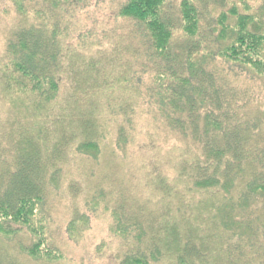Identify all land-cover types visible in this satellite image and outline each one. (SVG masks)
<instances>
[{
	"label": "trees",
	"instance_id": "1",
	"mask_svg": "<svg viewBox=\"0 0 264 264\" xmlns=\"http://www.w3.org/2000/svg\"><path fill=\"white\" fill-rule=\"evenodd\" d=\"M30 1L0 57V237L64 259L45 212L66 190L69 239L103 206L120 264H264V0H121L90 55L57 24L35 43Z\"/></svg>",
	"mask_w": 264,
	"mask_h": 264
},
{
	"label": "rangeland",
	"instance_id": "2",
	"mask_svg": "<svg viewBox=\"0 0 264 264\" xmlns=\"http://www.w3.org/2000/svg\"><path fill=\"white\" fill-rule=\"evenodd\" d=\"M121 0H74L69 7L65 6L60 9L52 10L48 8L41 0L30 1V16L26 21H33L34 42L42 37V34H48L55 24L58 25L60 32L64 36L63 41L68 42L70 46H77L90 55V52L96 51L100 45L98 41L104 42V46H109L110 42L103 38L107 32L121 26L116 20V4ZM29 4V1H28ZM39 10L44 16H47L49 24L46 28L41 22L33 19L35 11ZM176 7L172 5L170 14L175 15ZM22 15L17 12L14 0H0V57L4 54L7 41L11 32L19 25ZM33 19V20H32ZM96 45H91L95 44ZM91 43V44H87ZM69 46V47H70ZM66 47H68L66 45ZM110 47V46H109ZM228 67V66H227ZM245 78V77H243ZM262 95V94H261ZM140 122V126H147ZM143 139H147L149 134L145 129H139ZM153 132V131H152ZM151 132V133H152ZM159 142L170 146L174 143V136L168 135L166 141L164 136L159 134L154 136ZM116 165H109L111 172H115ZM98 173L102 174L107 169L106 165L99 166ZM84 196L71 198L66 190L54 192L51 197L50 207L47 206L48 221L50 223L49 233L51 241L64 254V259L57 263H47L33 260L20 251L21 245L29 246L31 239L25 228H20L16 238L12 241L0 237L1 243L8 246L10 251L16 254L21 264H120V259L116 258L117 254L124 250V242L111 233L110 225L112 218L110 213L105 212L103 206L97 211H87L91 217V226L85 232L84 238L75 242L68 237L67 225L73 215L74 206H79L85 210ZM18 228V226H14ZM12 252L0 249V264H15L12 260ZM116 255V256H115Z\"/></svg>",
	"mask_w": 264,
	"mask_h": 264
}]
</instances>
